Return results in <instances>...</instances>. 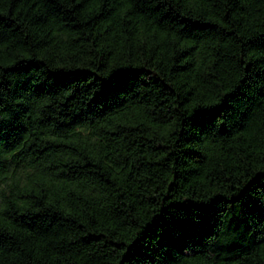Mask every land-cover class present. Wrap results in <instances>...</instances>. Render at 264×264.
<instances>
[{
	"label": "trees",
	"instance_id": "16d2710c",
	"mask_svg": "<svg viewBox=\"0 0 264 264\" xmlns=\"http://www.w3.org/2000/svg\"><path fill=\"white\" fill-rule=\"evenodd\" d=\"M0 264H264V0H0Z\"/></svg>",
	"mask_w": 264,
	"mask_h": 264
}]
</instances>
